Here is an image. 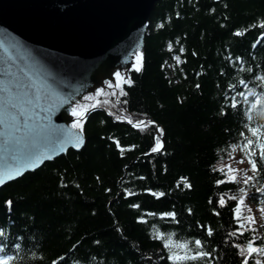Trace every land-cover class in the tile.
Wrapping results in <instances>:
<instances>
[{
    "label": "trees",
    "instance_id": "16d2710c",
    "mask_svg": "<svg viewBox=\"0 0 264 264\" xmlns=\"http://www.w3.org/2000/svg\"><path fill=\"white\" fill-rule=\"evenodd\" d=\"M137 65L116 97L94 99L80 151L0 189V258L173 264L210 253L185 264H264V252L249 255L264 249V0H157ZM234 152L247 184L222 170ZM240 201L259 225L246 206L236 217Z\"/></svg>",
    "mask_w": 264,
    "mask_h": 264
},
{
    "label": "water",
    "instance_id": "95a60500",
    "mask_svg": "<svg viewBox=\"0 0 264 264\" xmlns=\"http://www.w3.org/2000/svg\"><path fill=\"white\" fill-rule=\"evenodd\" d=\"M156 1L0 0V66L8 61L17 70L25 68L34 74L37 86L48 94L45 108L68 101L49 119L65 129L71 143L59 154L42 147L35 157L39 164L35 170L69 150L82 149L83 125L96 108L94 99L100 93L116 97L119 82L138 64L137 56L142 58ZM71 107L82 113L80 118L71 115ZM78 119L81 127L73 129ZM26 167L0 163V179L5 181L0 189L28 172L23 171Z\"/></svg>",
    "mask_w": 264,
    "mask_h": 264
},
{
    "label": "snow or ice",
    "instance_id": "6c2138e0",
    "mask_svg": "<svg viewBox=\"0 0 264 264\" xmlns=\"http://www.w3.org/2000/svg\"><path fill=\"white\" fill-rule=\"evenodd\" d=\"M137 60H140V56H137ZM133 67L135 71L141 70L139 65ZM115 75L119 77L120 73L117 72ZM47 103L48 94L43 88L37 86L34 74L26 71L25 68L17 70L8 61L0 66V163L4 166L28 165L23 171H34L36 167H39V164L35 162V157L42 147L58 150L57 154H59V152L65 150L67 144L71 143L67 138L65 129L52 124L49 119L56 108L63 107L68 104V101L61 100L45 108L44 105ZM233 107L238 106L233 105ZM71 115L80 118L82 113L76 107H71ZM128 123L131 124L132 121L129 120ZM150 123L153 124L152 131L162 134V129L154 126V122ZM80 127L79 119L72 124L73 129H79ZM261 127L264 128V126ZM252 146V142H249V148ZM162 148L161 140L156 139L151 152H160ZM259 151L258 160L264 163V148ZM240 162L243 163V161ZM249 163L253 171L260 170L256 161L249 160ZM23 171H20L19 174L22 175ZM251 179L253 177L249 176L244 183L247 184ZM4 183L5 181L0 179V185ZM220 183H223V181H220ZM220 203L223 205L224 201L221 200ZM208 235H211V230H209ZM253 243H255L254 240ZM194 244L197 248L202 249L204 247L200 240L194 241ZM252 252H264V249L253 248L249 245V255ZM0 253H4L2 247H0ZM240 254L242 255V253ZM207 255H210V253L193 256L186 254L183 257L172 256L170 259H172L173 264H185V261L200 260ZM0 264H9V261L0 258ZM243 264H248L247 258L243 259ZM257 264H259V261H257Z\"/></svg>",
    "mask_w": 264,
    "mask_h": 264
},
{
    "label": "rangeland",
    "instance_id": "374dc122",
    "mask_svg": "<svg viewBox=\"0 0 264 264\" xmlns=\"http://www.w3.org/2000/svg\"><path fill=\"white\" fill-rule=\"evenodd\" d=\"M240 161H243V163H241ZM222 170L230 179H233V177H235V179L233 180H236L241 184H243L249 176L252 177V171L249 169L246 161L241 158V156L237 152L231 153V155L228 156L227 162L225 163V165H223ZM244 206L247 207V215H250L252 212L254 223L259 225L262 221V216L259 214L258 210H256L254 205L245 201H240L238 203L235 212L236 217L241 216L244 210Z\"/></svg>",
    "mask_w": 264,
    "mask_h": 264
},
{
    "label": "bare ground",
    "instance_id": "6f19581e",
    "mask_svg": "<svg viewBox=\"0 0 264 264\" xmlns=\"http://www.w3.org/2000/svg\"><path fill=\"white\" fill-rule=\"evenodd\" d=\"M152 10H153V9H152ZM150 15H151V14H150ZM149 18H150V17H149ZM148 21H149V20H148ZM145 34H146V32H145ZM143 48H144V47H143ZM26 173H30V171H28V172H26ZM26 173H25V174H26Z\"/></svg>",
    "mask_w": 264,
    "mask_h": 264
}]
</instances>
